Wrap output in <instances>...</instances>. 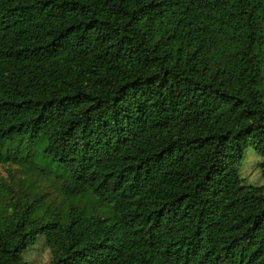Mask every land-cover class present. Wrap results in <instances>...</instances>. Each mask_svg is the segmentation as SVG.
Instances as JSON below:
<instances>
[{
  "label": "trees",
  "instance_id": "1",
  "mask_svg": "<svg viewBox=\"0 0 264 264\" xmlns=\"http://www.w3.org/2000/svg\"><path fill=\"white\" fill-rule=\"evenodd\" d=\"M0 264H264V0H0Z\"/></svg>",
  "mask_w": 264,
  "mask_h": 264
},
{
  "label": "rangeland",
  "instance_id": "2",
  "mask_svg": "<svg viewBox=\"0 0 264 264\" xmlns=\"http://www.w3.org/2000/svg\"><path fill=\"white\" fill-rule=\"evenodd\" d=\"M187 30V20L183 23L181 29V38L183 39L186 35ZM211 120L208 115H206L200 123L198 124V129L203 130L210 124ZM171 129L175 132L190 130V127L173 124ZM201 161V155L192 152L189 155V159L186 163V167L189 169H194ZM64 175V173H63ZM65 176V175H64ZM30 192L33 195H43L47 194L46 198L43 200L44 208L34 213V218L40 219L42 218L44 222H48L50 218L56 216V220L58 221L59 216H62L69 213L71 207H76L80 211L84 212L88 216L97 215L103 219H109L111 217V206L108 204L102 203L99 198L91 191H87L82 195H78L76 197L73 196H65L60 188V183L57 184V177L55 176H47L45 178L44 183H41L38 180H32L29 178ZM41 242V241H40ZM39 242V243H40ZM38 243V244H39ZM37 244V245H38ZM47 256V251L42 250L41 248H36L32 251L30 259H44Z\"/></svg>",
  "mask_w": 264,
  "mask_h": 264
}]
</instances>
